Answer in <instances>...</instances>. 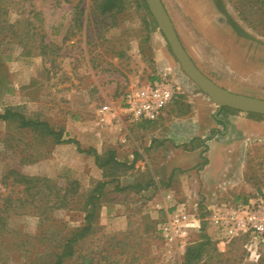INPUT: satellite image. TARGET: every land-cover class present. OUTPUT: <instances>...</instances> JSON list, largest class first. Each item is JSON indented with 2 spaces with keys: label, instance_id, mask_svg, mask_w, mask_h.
I'll list each match as a JSON object with an SVG mask.
<instances>
[{
  "label": "rangeland",
  "instance_id": "374dc122",
  "mask_svg": "<svg viewBox=\"0 0 264 264\" xmlns=\"http://www.w3.org/2000/svg\"><path fill=\"white\" fill-rule=\"evenodd\" d=\"M161 1L188 56L210 83L264 101V0ZM123 4L121 12L102 15L91 0L0 2L7 9V24L13 25H3L0 33V113L15 107L27 118L61 130L64 139L78 141L82 149H95L102 159L114 150L127 165L99 169L94 156L78 152L74 143L55 144L39 133L15 134L12 125L0 121V198L9 188L1 177L15 167L25 175L47 177L63 186L69 183L72 200L69 208L56 212L55 225L49 226L43 216L14 217L11 236L0 239V264H27V249L31 258L46 259L63 236L85 224L81 207L96 181L113 178L115 182L104 188L96 204L92 230L74 244L75 255L63 264H183L189 244L167 245L157 228L165 208L156 213L148 205L152 196L147 189L157 183L155 191L160 192L169 171L160 163L151 166L161 158L160 150L157 160L151 157L145 130L128 124L127 113L118 108L123 107L126 90L151 79L164 77L181 87L190 83L181 88L179 98L199 96L208 102L210 118L244 117L242 133L236 134L231 126L234 136L225 138L222 132L230 125L219 123L218 133L192 146L201 151L198 170L208 163L206 153L214 137L228 147L250 149L253 160L246 164V177L253 175L258 186L247 201L264 199V116L228 107L218 110L183 73L145 1L123 0ZM252 119L260 124L257 131ZM13 144L24 150L20 157L31 152L34 158L19 164L20 158L9 147ZM213 148L217 170L222 155L218 146ZM233 179L237 182V175ZM187 194L178 195L174 202L186 203L195 219L201 220L200 227L206 228L213 209L244 203L207 201L197 184ZM190 233V243L197 242L196 231ZM243 242L232 241L228 253L219 252L210 242L194 264H264V243H257L251 253Z\"/></svg>",
  "mask_w": 264,
  "mask_h": 264
},
{
  "label": "crops",
  "instance_id": "0c3cea01",
  "mask_svg": "<svg viewBox=\"0 0 264 264\" xmlns=\"http://www.w3.org/2000/svg\"><path fill=\"white\" fill-rule=\"evenodd\" d=\"M207 103L197 95H183L173 105L170 115L163 120L156 122H131L127 115L128 124L133 123L132 125L140 131L145 130V147L149 148L147 149L149 155L156 158L158 150L161 152V158L158 161H152L151 166H154L155 163H160L166 166L169 171L166 180L167 184L163 186L160 192L155 191L156 182V184L147 189L148 194L152 196L148 205L156 213L163 208L167 210L170 203L168 196L172 200H179L178 195H188L189 187L194 188L196 184L198 187H202L204 198L207 201L214 202H245L254 194L258 186L257 178L253 175L246 177V164L253 160L250 157L251 155L249 156L250 149L244 151L241 147L237 145L233 146V144L231 147H228L223 142L221 143V141L216 140L215 137L210 140L212 141V145H210V150L206 153L208 163L198 170L201 167L200 162L202 157L199 148L192 146L195 144V141L205 140L208 134L218 133L217 128L219 127V123L225 125L228 122L230 125L229 130L222 132V135L225 134V138H228L232 133L230 132L231 126L236 128L235 132L239 131L242 133L241 125L244 119L242 116L231 117L228 121L216 116L210 118L209 105ZM118 108L122 112L124 111L123 107L119 106ZM250 121L253 129L261 128L257 120L252 119ZM255 131L257 130L255 129ZM236 134L238 133L236 132ZM231 135L234 136V133ZM254 136L259 137L261 135L256 133ZM186 145L192 146V148L186 150L184 148ZM238 145H241V143ZM216 146L219 147L222 162L218 164L217 170H214L217 155L213 147ZM139 151L141 152V149ZM229 161L237 162V164L240 162V164L235 166L229 163ZM184 171H187V174ZM234 175H237V182L233 179ZM241 178L244 181H241ZM180 201L183 202V200ZM194 221H198L199 226L195 222L191 223L193 226L191 230L192 234L196 231L198 241L201 239V235H205L210 242H215L217 250L221 253L231 251L234 245L231 244L232 241L238 239L239 242L244 241L245 247L248 248L247 251L252 253L254 249L256 250L255 245L258 242L250 233H241L237 238L227 242L222 240L220 233L212 225L207 228L205 226L200 227L201 220L195 219Z\"/></svg>",
  "mask_w": 264,
  "mask_h": 264
},
{
  "label": "trees",
  "instance_id": "16d2710c",
  "mask_svg": "<svg viewBox=\"0 0 264 264\" xmlns=\"http://www.w3.org/2000/svg\"><path fill=\"white\" fill-rule=\"evenodd\" d=\"M2 0H0L1 2ZM97 11L102 15L119 13L123 10V0H91ZM7 9L0 5V33L3 25L7 24ZM13 27V25L10 26ZM155 79H151L153 81ZM179 99V97H178ZM177 99V100H178ZM176 100V101H177ZM175 101V102H176ZM174 102V104H175ZM0 121L7 125H12L15 129V134H35L39 133L43 137L49 138L55 144L74 143L80 153L93 155L95 164L99 169L104 170L107 167L116 168L127 166L121 163L115 154L114 150L107 153L105 159L93 148L84 150L81 148L78 141L74 139H64L61 130H54L47 122L29 119L15 107L5 108L0 113ZM11 152L15 157L20 158L19 164L34 158L33 153L24 154V150L19 144L9 145ZM7 153V152H6ZM29 158V159H28ZM116 178L110 181H96L94 187L87 194L86 199L81 207L85 212V224L82 227H77L69 231V235L63 236L58 249H49L46 254V259L31 258V250L27 249L28 256L27 264H63L65 259L75 255V247L80 239L84 238L92 230V220L96 215V204L102 196L104 188L115 182ZM1 182L8 186V191L3 193L0 198V239L9 237L12 233L11 221L14 217L29 215L43 216L46 221H49V226L56 224V212L69 208L71 200V189L69 183L65 186L42 176H30L21 173L17 168L10 167L7 172L2 175ZM118 188V187H116ZM203 231V228H202ZM210 244V241L205 235H201V239L197 242L190 243L185 250L183 264H194L202 259L205 248ZM30 255V256H29Z\"/></svg>",
  "mask_w": 264,
  "mask_h": 264
},
{
  "label": "built area",
  "instance_id": "2783aa9c",
  "mask_svg": "<svg viewBox=\"0 0 264 264\" xmlns=\"http://www.w3.org/2000/svg\"><path fill=\"white\" fill-rule=\"evenodd\" d=\"M182 87L187 89L190 83L186 82ZM182 87L164 77L133 86L123 94V109L131 122L163 120L170 115L174 102L183 93ZM168 199L170 207L157 222L159 234L167 245L186 247L190 244V223L195 216L186 203L174 202L170 196ZM209 221L223 241L230 242L241 233H250L258 243H264L262 198L251 199L232 208L213 209Z\"/></svg>",
  "mask_w": 264,
  "mask_h": 264
},
{
  "label": "water",
  "instance_id": "95a60500",
  "mask_svg": "<svg viewBox=\"0 0 264 264\" xmlns=\"http://www.w3.org/2000/svg\"><path fill=\"white\" fill-rule=\"evenodd\" d=\"M159 30L180 64L183 73L203 92L218 110L228 107L233 110L264 116V101L217 88L198 70L188 56L161 0H144Z\"/></svg>",
  "mask_w": 264,
  "mask_h": 264
}]
</instances>
